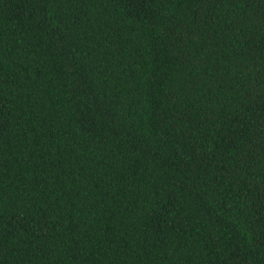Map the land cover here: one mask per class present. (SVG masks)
<instances>
[{"label":"trees","instance_id":"1","mask_svg":"<svg viewBox=\"0 0 264 264\" xmlns=\"http://www.w3.org/2000/svg\"><path fill=\"white\" fill-rule=\"evenodd\" d=\"M0 264H264V0H0Z\"/></svg>","mask_w":264,"mask_h":264}]
</instances>
